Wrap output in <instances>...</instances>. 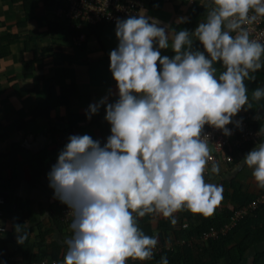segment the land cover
Wrapping results in <instances>:
<instances>
[{
	"label": "clouds",
	"instance_id": "1",
	"mask_svg": "<svg viewBox=\"0 0 264 264\" xmlns=\"http://www.w3.org/2000/svg\"><path fill=\"white\" fill-rule=\"evenodd\" d=\"M204 6L206 20L193 32L162 25L143 9L117 20L110 71L118 99L105 97L88 109L90 119L105 106L111 135L103 147L90 135L70 136L48 174L54 198L70 210L73 234L64 240L63 264L150 260L158 237L146 235L138 218L162 217L175 226L177 213L209 217L221 202L222 186L205 181L213 157L203 130L207 125L229 136L233 118L251 107L245 81L264 67V43L250 38L249 26L264 19V0ZM197 41L202 50L194 48ZM169 48L174 55L162 56ZM216 64L224 69L218 76ZM252 99H264V87ZM242 163L264 190V143ZM211 172L219 174L218 163ZM26 238L18 235V243Z\"/></svg>",
	"mask_w": 264,
	"mask_h": 264
},
{
	"label": "crops",
	"instance_id": "2",
	"mask_svg": "<svg viewBox=\"0 0 264 264\" xmlns=\"http://www.w3.org/2000/svg\"><path fill=\"white\" fill-rule=\"evenodd\" d=\"M204 1L199 4L204 6ZM145 10L148 17L175 30L192 16L188 0H152ZM208 11L206 7L193 31L206 20ZM181 18L186 20L178 23ZM81 34L84 41L79 46L75 41ZM118 43L114 25L78 30L61 21L42 0H0V197L6 203L0 206L4 213L0 219L4 229L0 235V260H21L17 252L20 227L27 232L25 250L30 255H48L51 243L56 242L63 247L59 257H64V240L73 233L69 224L54 221L67 206L54 198L48 174L70 136L87 134L103 147L111 135V125L105 120V106L90 119L88 109L105 97L108 103L118 99L117 85L110 71V53ZM194 46L202 50L198 41ZM161 55L171 58L174 53L169 48L161 50ZM215 67L218 76L224 69L220 64ZM252 75L253 79L245 81L251 107H245L259 127L257 130L264 131V99H252V92L264 87V67ZM256 145L239 153L232 165H221L219 174L205 178L207 183L223 188L222 200L211 217L223 204L229 209L235 207L228 201L234 187L251 194L259 192L252 169L242 163ZM184 214L185 211L176 214L179 217L176 230L189 225ZM140 221L150 225L153 235L158 237L160 223L166 220L146 216L138 218ZM200 236L172 239L165 247L158 241V245L165 249L171 246L174 250L190 243L192 237L198 241ZM235 237L242 240L245 232L241 230ZM263 252L264 242L252 246L240 264H251L254 255ZM228 262L225 259L224 263ZM128 264H132L130 260Z\"/></svg>",
	"mask_w": 264,
	"mask_h": 264
},
{
	"label": "trees",
	"instance_id": "3",
	"mask_svg": "<svg viewBox=\"0 0 264 264\" xmlns=\"http://www.w3.org/2000/svg\"><path fill=\"white\" fill-rule=\"evenodd\" d=\"M208 3V0H205ZM206 12V7L194 1L192 4V16L182 25L177 26L176 31L187 29L193 32L194 27L203 17ZM194 48H196L194 46ZM254 129H259L255 124ZM246 146L243 151L249 147ZM233 194L228 198V201L235 207H247L255 202L261 196H264V190L259 189L256 194H251L246 190L234 187ZM6 204V203H5ZM214 217H204L202 215H194L185 211L184 218L188 221L189 227L176 230L175 226L171 225L168 220L161 222L159 226L160 234L158 241L165 247L167 241L172 239H190L191 236H200L208 229L209 225L219 230L225 222L233 215V211L229 208L215 211ZM193 220V221H192ZM54 221L60 225L64 223L55 218ZM71 222H66L70 225ZM138 226L148 236H154L150 225L144 221L138 222ZM18 235H26V239L22 244L19 243L18 253L21 254L22 262H38L44 258L58 259L63 248L60 244L52 242L48 255H30L25 249L28 248V235L23 227L18 228ZM243 230L245 237L242 240H237L235 235ZM264 242V203L259 204L257 208L252 210L248 216L239 220L236 226L225 235H218L216 238L209 239L207 242L200 240L193 241L192 244L186 242L182 248L174 249L173 251L164 250L161 253H154L152 259L145 262L130 260L132 264H160L161 257H167L168 264H225V259H228V264H240L246 252L254 245ZM161 247V245H158ZM30 250V249H29ZM251 264H264V252L254 255Z\"/></svg>",
	"mask_w": 264,
	"mask_h": 264
},
{
	"label": "built area",
	"instance_id": "4",
	"mask_svg": "<svg viewBox=\"0 0 264 264\" xmlns=\"http://www.w3.org/2000/svg\"><path fill=\"white\" fill-rule=\"evenodd\" d=\"M46 2L49 8H53L56 16L69 24V27L83 30L85 27L97 25H114L116 27L117 20H125L129 16L138 15L140 11L145 10L152 0H42ZM193 4V1L191 2ZM250 28V38L264 43V19H260ZM84 41V35L81 34L76 45H81ZM246 108V107H245ZM240 122L237 126L236 122ZM255 124L249 110H241L234 118L233 123L227 127L231 130V135L225 136L221 130L205 126L203 134L209 136V150L213 160L209 161L205 178H210L214 175L211 172L212 163L221 165H232L233 159L241 153L246 146L256 145L264 141V131L253 128ZM264 203V196H261L255 202L247 207L230 208L233 215L229 220L216 230L213 226H209L206 232L200 236V241L207 242L209 239L216 238L218 235H225L230 232L237 222L248 216L252 210ZM0 205H5V201L0 197ZM221 209L229 208L226 204L220 206ZM68 207L63 208L58 213V218L62 222H71ZM4 217V213L0 210V219ZM184 228H188V224H184ZM4 231L0 225V234ZM196 239L192 237L190 244ZM164 250L173 251L171 246L166 249L158 247L156 252L161 253ZM63 258L58 259L44 258L38 262H22V261H2L0 264H63Z\"/></svg>",
	"mask_w": 264,
	"mask_h": 264
},
{
	"label": "rangeland",
	"instance_id": "5",
	"mask_svg": "<svg viewBox=\"0 0 264 264\" xmlns=\"http://www.w3.org/2000/svg\"><path fill=\"white\" fill-rule=\"evenodd\" d=\"M190 1H192V0H189V2H190ZM195 1H198V2H200L201 0H195ZM202 2H203V0H202ZM204 3H206V2L204 1ZM191 5H192V4H191Z\"/></svg>",
	"mask_w": 264,
	"mask_h": 264
}]
</instances>
